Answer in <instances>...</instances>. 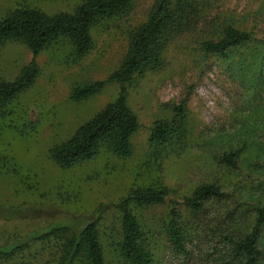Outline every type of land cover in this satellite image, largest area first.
Returning a JSON list of instances; mask_svg holds the SVG:
<instances>
[{"label":"rangeland","instance_id":"obj_1","mask_svg":"<svg viewBox=\"0 0 264 264\" xmlns=\"http://www.w3.org/2000/svg\"><path fill=\"white\" fill-rule=\"evenodd\" d=\"M80 1L0 0V18L25 6L47 14L70 12ZM155 2L132 0L124 15L97 24L91 30L93 46L82 56L65 38L49 44L33 57L38 68L34 82L0 106V205L44 210L41 216H0V245L49 225L50 213L82 220L97 214L106 264H128L118 250L115 204L131 188L164 186L162 203L132 207L151 264H221L222 234L245 230L252 205H264V166L255 165L264 162V49L262 56L253 55L264 41V0H192L196 12L190 15V27L167 44L161 66L123 84L138 121L128 157L104 147L92 159L67 167L50 157L53 145L114 99L119 84L107 82L80 101L68 97L71 88L101 80L119 66L129 33ZM228 24L248 31L252 41L232 49L227 58L203 56L201 41L217 38ZM31 59L20 41H6L0 46V79L12 80ZM181 99L187 109L186 146L155 162L156 149L148 143L152 122L168 119ZM228 150L237 157L235 169L219 160ZM202 183L218 185L223 197L190 212L181 200ZM170 200L176 202L183 228V252L174 251L168 241ZM56 245L53 238L29 240L0 264H55Z\"/></svg>","mask_w":264,"mask_h":264},{"label":"trees","instance_id":"obj_2","mask_svg":"<svg viewBox=\"0 0 264 264\" xmlns=\"http://www.w3.org/2000/svg\"><path fill=\"white\" fill-rule=\"evenodd\" d=\"M132 0H82L70 12L47 14L34 7H19L0 18V46L6 41L18 40L31 53L32 59L12 80L0 79V106L11 101L28 88L38 73L33 60L39 52L59 38L67 39L77 56L86 54L93 46L91 30L97 24L124 15ZM192 0H156L145 20L130 33L125 54L119 66L101 80L82 82L73 86L68 97L73 101L87 99L101 90L107 82L119 84L113 100L107 102L89 119L79 124L63 142L49 149L52 160L62 167L88 161L104 147L118 157H128L132 152L131 135L138 127L135 114L126 102L124 83L145 70L157 69L162 64L167 44L187 30L190 15L195 16ZM191 23V22H190ZM252 41L250 33L233 25H225L215 39L199 44L203 56L227 58L232 49ZM258 42V41H257ZM262 46L253 55H263ZM168 119H156L150 127L148 143L155 150V162L176 154L186 146L187 109L185 99L171 108ZM219 160L227 167L238 166L234 152L223 151ZM263 167L264 162H255ZM264 184V181H262ZM166 197L164 186H137L129 189L115 204L119 214V253L128 264H151L149 252L141 244V228L132 207L162 203ZM223 191L213 183H202L184 196L181 204L190 212L203 209L206 201L219 200ZM166 233L176 252L184 251L183 228L178 224L176 202L170 200ZM98 211L97 213H99ZM252 218L243 231L222 234L224 247L220 252L221 264H262L264 262V205L251 207ZM41 207L0 205V216H41ZM49 225L28 233L16 242L0 245V259H8L25 247L29 240L57 241L58 258L55 264H106L97 230L98 215L82 220L65 213H50Z\"/></svg>","mask_w":264,"mask_h":264}]
</instances>
